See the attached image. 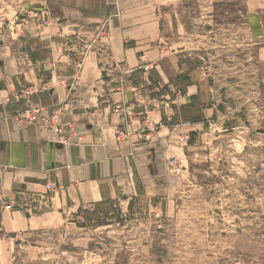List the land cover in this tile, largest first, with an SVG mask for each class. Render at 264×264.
I'll return each mask as SVG.
<instances>
[{
  "label": "rangeland",
  "instance_id": "374dc122",
  "mask_svg": "<svg viewBox=\"0 0 264 264\" xmlns=\"http://www.w3.org/2000/svg\"><path fill=\"white\" fill-rule=\"evenodd\" d=\"M65 1L96 17L107 2ZM108 3L110 17L116 12L138 26L160 20V52L178 56L182 70L177 85L161 89L170 97L160 104L166 118L184 120L181 108L192 100L174 96L191 83L195 111L208 121L192 132L176 128L160 143L145 136L157 145L149 162L157 175L141 180L150 173L132 166L136 192L114 202L58 213L60 185L9 189L11 168L0 165V264H264V0ZM47 4L0 0V55L18 38L19 58L32 59L28 41L53 24L51 15V24L39 20L53 11ZM122 133L120 139L132 134ZM139 152L144 170L148 154Z\"/></svg>",
  "mask_w": 264,
  "mask_h": 264
},
{
  "label": "crops",
  "instance_id": "0c3cea01",
  "mask_svg": "<svg viewBox=\"0 0 264 264\" xmlns=\"http://www.w3.org/2000/svg\"><path fill=\"white\" fill-rule=\"evenodd\" d=\"M54 1L40 0L53 10L48 12L53 24L39 27L40 31L28 41L25 51L32 59L19 58V47L15 46L18 38L8 44L6 50L10 52L6 56L0 55L1 85L16 88L47 85V90L32 95V105L54 109L70 102L75 108L72 118L77 134L68 132L61 138L53 137L37 125L24 128L14 120L3 121L4 113L0 109V165L11 168L5 177L9 189L21 185L24 191H39L47 181L60 185L63 189L55 199L60 213L73 206L85 208L127 199L126 196L136 192L130 168L135 165L137 171L152 172L149 162L153 148L150 147L157 145L143 142L144 137L150 136L160 143L162 136H169L176 128L192 132L203 122L180 120L170 124L172 118H166L161 110L160 104L165 103L162 99L170 98L160 95L161 89L173 88L182 70L178 56L163 58L160 52L158 18L152 20L147 16L144 24L138 26L116 12L110 17L108 0L99 17L85 16L80 7H70L65 0ZM104 23L109 29V38H100L85 53L84 46L97 37ZM21 37H25V30ZM61 43L71 48L58 55L55 49ZM108 50L110 53L106 56ZM145 86L151 88L145 89ZM193 86L187 87L186 94L174 92V99L191 102L195 96ZM20 108V105H11L7 110L15 113ZM122 131L132 134L120 139ZM132 140L138 141L133 148L130 147ZM141 148L148 154L144 170L137 165ZM155 175L150 173L141 180L154 179Z\"/></svg>",
  "mask_w": 264,
  "mask_h": 264
},
{
  "label": "built area",
  "instance_id": "2783aa9c",
  "mask_svg": "<svg viewBox=\"0 0 264 264\" xmlns=\"http://www.w3.org/2000/svg\"><path fill=\"white\" fill-rule=\"evenodd\" d=\"M38 16V14H36ZM43 23L51 24L50 16L47 12H42L40 19ZM4 24L1 23L0 26ZM22 26L19 25L18 31L22 30ZM100 38H108L107 24L101 25L96 38L92 40L91 43H87L84 46V52L87 53L95 47ZM69 44H58L55 49V53L58 55H63L70 51ZM84 53V54H85ZM80 64H76L78 67ZM2 80L0 79V109L3 110L4 115L2 116L3 121L14 120L22 127L29 126H40L45 131L54 135L64 137L68 132L75 133L76 126L72 115L74 114V106L70 102H64L54 109H50L42 105H32V95L42 91L47 90V85L40 87L31 86L27 88H16L13 86H2ZM11 105H20V110L11 113L7 108Z\"/></svg>",
  "mask_w": 264,
  "mask_h": 264
},
{
  "label": "trees",
  "instance_id": "16d2710c",
  "mask_svg": "<svg viewBox=\"0 0 264 264\" xmlns=\"http://www.w3.org/2000/svg\"><path fill=\"white\" fill-rule=\"evenodd\" d=\"M181 79H182V75L176 80L175 84L177 85ZM190 85H192V84L190 83L188 86H190ZM181 93H183L182 90H181ZM191 100H192L191 105H188V106H185V107H182L181 108V110L184 111L183 114L185 116L182 119H184L185 122H189V123H201V122H205L206 121L205 117L202 116V115H201V117L198 116L197 113H196V111H195V106H196V104H198L197 101L199 100L198 97L197 96H194V97L191 98ZM195 102H196V104H195ZM171 120L173 122L172 124H177L180 121V118H173ZM163 121L166 122L167 119L164 117L163 118Z\"/></svg>",
  "mask_w": 264,
  "mask_h": 264
}]
</instances>
